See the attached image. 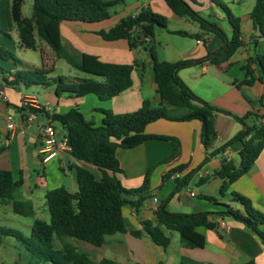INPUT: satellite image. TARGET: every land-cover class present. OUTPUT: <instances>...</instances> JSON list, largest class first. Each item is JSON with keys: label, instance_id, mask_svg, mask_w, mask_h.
<instances>
[{"label": "crops", "instance_id": "crops-1", "mask_svg": "<svg viewBox=\"0 0 264 264\" xmlns=\"http://www.w3.org/2000/svg\"><path fill=\"white\" fill-rule=\"evenodd\" d=\"M13 1L0 0L1 26L5 25L3 16L7 10L11 11ZM186 1L208 22L216 23L215 18L218 19L219 22L216 24L228 37L232 36L233 27L220 6L213 3L212 0ZM218 1L227 5L231 12L240 18L243 47L233 56L229 65L204 64L182 69L178 75L194 94L216 107L227 110L237 117H244L248 113L262 115L264 113V75L256 57L264 54V38L261 37L250 17L255 0ZM122 4L124 9L114 23H109L111 17L107 21L94 24L72 22L61 24L63 46L78 61L84 54H88L97 56L103 62L133 64L138 61L146 66L143 73L140 70L134 71L131 87L112 99L102 101L93 94L83 98H71L67 95L58 97L55 93L56 86L52 85L39 86L49 92V97L41 101L35 92L27 90L29 87L22 84L17 89L8 86L3 80V74L0 75V169L10 171L15 181L22 180L23 183L15 192L14 199L31 202L36 210V217L44 221L48 222L50 219V215L47 216L44 207L48 191L59 187H65L72 193L78 191L76 178L71 170L73 165L88 169L98 179L101 174L95 166L73 157L65 130L55 123L52 125L57 135L66 140V149L58 158L44 163L41 154V132L49 124V120L44 114L38 113L34 122H26L27 111H20L25 98L34 97L39 106L44 107L49 113L62 114L72 108H77L87 120L94 121L95 128L101 126L103 118L102 113L96 109L126 114L141 108L144 100L150 101L153 107L158 106L161 100L157 93L150 52L144 49L132 50L126 40L104 41L96 34L100 30H109L122 19L137 15L143 9H151L153 12L165 16L169 23L176 25L174 28L167 27V30H161L162 33L156 32L153 48L160 61L177 62L186 59H201L223 46V41L219 36L210 30L203 29L198 22L173 14L164 0H133L130 5H127V0H123ZM23 17L27 16L23 15ZM13 23L19 44L14 20ZM174 31L196 34L198 38L176 35L172 33ZM169 36L185 38L189 40V43H172ZM1 44L9 49L5 42H1ZM37 44L39 49L36 52L40 53V50L43 49L47 58L42 57L41 60L36 58L31 63L25 61L24 64L19 65V69H14L10 64H7L6 68L9 71L10 79L12 77L9 74H16L19 70L40 69L45 65L49 67L50 64L45 62L46 60L56 63L58 58L51 48L49 49L46 43L38 38ZM247 63H249L255 78L251 85L241 84L248 78L244 68ZM57 76L59 75H49L51 79ZM81 79L103 81L99 77L84 72L83 75L68 80ZM23 88L27 91H22ZM9 116L12 117L15 125L13 130L8 128ZM258 121H264V119L257 120L256 117L251 116L246 120V124L254 126L258 124ZM215 127L218 134L217 139L211 147L205 149L200 139L201 123L197 120L179 122L160 119L146 126V134L165 135L179 139L181 152L176 158L154 168L151 174L149 195L138 211L131 205L123 208L125 218L134 229L141 230L144 220L154 222L156 220L154 209L166 199H168L166 210L171 213L213 212L221 209L218 204H229L242 210L241 205L231 201L229 193L232 191L248 198L252 205L264 215V150L251 170L232 183L228 193L222 196L220 191L223 180L215 173L225 160L230 161L236 167L239 166L243 144L240 141H234L224 151H218L245 127L233 116L222 113L217 114ZM173 151L174 147L170 141L156 139L147 140L132 149H117L116 156L122 171L118 178L123 187L128 190L141 187L148 169L169 157ZM206 157H209V160L204 163ZM180 166H183L182 171L173 173L164 183L162 182L164 175ZM188 173H192L188 185L173 194L178 183ZM195 180H197L196 185H201L199 190H193L190 187V183ZM208 198H214L215 201ZM130 199L135 201L137 197ZM154 199H158V203H154ZM5 205L12 207L10 202L3 203L0 200V206ZM212 220L218 224L217 229H198L206 238V245L202 249L186 247L178 233L171 234V244L166 248L157 246L147 235L135 238L129 233L108 236L107 243L100 247L80 241L71 240V242L89 256L95 264H178L183 257L202 264H264V245L253 231L233 218L212 217ZM259 229L264 232V224H261ZM16 264L18 263L16 262ZM20 264L28 263L22 261Z\"/></svg>", "mask_w": 264, "mask_h": 264}, {"label": "trees", "instance_id": "trees-1", "mask_svg": "<svg viewBox=\"0 0 264 264\" xmlns=\"http://www.w3.org/2000/svg\"><path fill=\"white\" fill-rule=\"evenodd\" d=\"M164 2L176 16L192 19L203 29L215 33L222 39L223 46L201 59L177 62L158 60L154 52L153 40L157 30H167L168 19L151 9H143L137 15L128 16L109 30L96 32L104 41L126 40L130 49H144L150 52L157 93L161 102L153 107L150 101L144 100L141 108L126 114L96 109L103 115L101 126L96 128L94 121L87 120L77 108L62 114L49 113L44 108L35 110L37 114H44L50 124L60 125L66 132L73 157L95 166L101 176L98 179L88 169L73 165L71 170L74 172L78 191L72 193L65 187L48 191L45 200L50 219L47 222L36 217V210L31 202L14 199L15 192L23 182L15 181L10 171L0 169V200L3 203L10 202L16 214L34 218L28 237L13 230L0 229V231L12 235L24 246L31 264H95L71 240L100 247L107 243L108 236L117 233H129L135 238L147 235L157 246L163 248L171 244V234L178 233L186 247L202 249L206 245V238L198 229H217L218 224L212 220V217L233 218L253 231L264 245V232L259 229V226L264 224V215L252 205L248 198L234 191L229 193V197L233 203L241 205L242 210L229 204H218L221 209L213 212L171 213L166 210L168 201L166 199L155 212L156 220L142 221L141 230L134 229L123 214V208L127 205H131L138 211L149 195L154 168L176 158L181 152L179 139L145 133L146 126L152 122L160 119L179 122L199 121L201 123L200 139L205 149L211 147L217 139L215 127L217 114L233 116L245 127L218 151H224L234 141H240L243 144L239 166L236 167L225 160L215 173L223 180L220 191L222 196L228 193L232 183L251 170L264 150V121H258V124L254 126L246 124V120L251 116L256 117L257 120L264 119V113L262 115L248 113L244 117H237L198 97L178 75L182 69L204 64L229 65L233 56L243 47L240 18L236 17L224 3L212 0L220 6L230 20L233 34L228 37L216 23L203 19L186 0H164ZM122 3L123 0H33L31 17H23L24 0H14L8 15L16 24L21 48L37 51L39 49L37 38L43 40L58 59H63L73 68L99 77L103 81L94 79L69 81L62 76L51 79L49 75L54 72L55 67L45 65L40 69L10 73L12 79L4 76L5 72L1 69L5 84L16 89L21 84L27 88L55 85V93L58 97L67 95L71 98H83L93 94L102 101L110 100L127 90L132 85L133 72L140 70L143 73L146 70L143 63L135 61L133 64H114L103 62L97 56L88 54H84L78 61L63 46L61 37L63 22L87 24L104 22L111 18V8ZM250 17L261 37L264 38V0H255ZM172 33L198 38V35L188 32L174 31ZM0 58L12 60L17 64L14 54L3 46H0ZM256 61L264 75V54L258 55ZM244 68L248 78L241 84L251 85L255 78L249 63ZM20 111H27V108L21 107ZM153 139L170 141L174 147L173 153L148 169L141 187L132 190L124 188L118 178L122 171L116 156L117 149H132ZM208 160L209 157H206L204 163ZM182 170L183 166L171 170L163 176L162 182L164 183L173 173ZM191 176L192 173H188L178 183L173 194L186 187ZM132 197L137 199L132 201L130 199ZM208 199L215 201L214 198ZM1 243L2 238H0ZM178 264L202 263L183 257Z\"/></svg>", "mask_w": 264, "mask_h": 264}, {"label": "rangeland", "instance_id": "rangeland-1", "mask_svg": "<svg viewBox=\"0 0 264 264\" xmlns=\"http://www.w3.org/2000/svg\"><path fill=\"white\" fill-rule=\"evenodd\" d=\"M133 2V0H127V5H130ZM11 5V2H10ZM12 7V6H11ZM32 8H33V0H24L23 4V15L30 17L32 15ZM123 4L117 5L115 7L111 8L112 18L109 23H114L117 21L118 16L123 11ZM215 22H219L218 19L215 18ZM3 24L1 26L0 23V46H3L1 42H5L7 46H9L8 50H10L16 60L17 64L13 62L12 60H4L0 58V75L1 69L4 70V76L8 77V69L6 68L7 64H10L12 68H18L19 69V63H23L25 61L33 62L36 58L42 59V57L45 59L47 58L44 50L41 49L40 53L36 51H32L29 49H21V47L18 44L17 37H16V31L14 30V23L11 17L8 15V10L6 13H4L3 16ZM176 25L174 23L168 22V27L174 28ZM191 30V29H189ZM157 33H162V31L159 29L157 30ZM8 34V35H6ZM172 43H183L187 44L189 43V40H186L185 38H181L178 36H169ZM47 45V44H46ZM47 47L50 49V47L47 45ZM76 58V57H75ZM48 64L54 65L56 70L54 73H51L53 75H59L63 78H73L79 75H83V72L80 70H77L70 66L65 60L63 59H57L56 63H53L51 60H46ZM3 64V65H1ZM29 92H35L37 96H39V99L41 101H44L47 97H49V92L45 91L43 87H29L27 89ZM25 88L22 89V91H27ZM197 180L190 183V187L193 190H199L201 188V185H196ZM45 207V213L47 216H49V212L46 206ZM34 224V218L31 217H24L21 215L16 214L11 206L5 205L0 206V229L2 230H13L16 231L19 234H22L23 236L28 237L31 233V228ZM0 238H2V243L0 244V264H20L22 261L27 262L28 264H31L29 261L28 253L25 250L24 246L12 235H7L3 231H0ZM77 241V240H72Z\"/></svg>", "mask_w": 264, "mask_h": 264}, {"label": "built area", "instance_id": "built-area-1", "mask_svg": "<svg viewBox=\"0 0 264 264\" xmlns=\"http://www.w3.org/2000/svg\"><path fill=\"white\" fill-rule=\"evenodd\" d=\"M22 107L27 108L25 121L28 123H32L37 119V113L35 110L44 108L39 106L37 100L34 97L25 98L23 100ZM8 122V128L13 130L15 128V125L12 121V117H8ZM41 141V154L44 163H48L49 161L58 158L60 154L66 149V140L57 135L55 128L50 123L42 129ZM192 196H194L193 193ZM154 203H158V199H154ZM157 209L158 207H156L154 211L156 212Z\"/></svg>", "mask_w": 264, "mask_h": 264}]
</instances>
